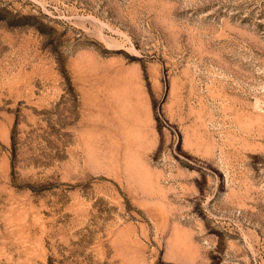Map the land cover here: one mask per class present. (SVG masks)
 <instances>
[{
	"label": "rangeland",
	"instance_id": "374dc122",
	"mask_svg": "<svg viewBox=\"0 0 264 264\" xmlns=\"http://www.w3.org/2000/svg\"><path fill=\"white\" fill-rule=\"evenodd\" d=\"M0 264H264V0H0Z\"/></svg>",
	"mask_w": 264,
	"mask_h": 264
}]
</instances>
